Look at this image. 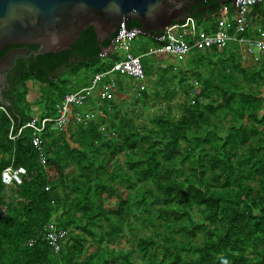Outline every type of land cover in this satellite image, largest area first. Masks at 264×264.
<instances>
[{"label":"trees","instance_id":"trees-1","mask_svg":"<svg viewBox=\"0 0 264 264\" xmlns=\"http://www.w3.org/2000/svg\"><path fill=\"white\" fill-rule=\"evenodd\" d=\"M217 1H205L210 15L221 10ZM228 14L232 30L231 7ZM249 24L241 36L256 35ZM114 35L99 42L88 26L67 51L18 58L13 86L24 95L28 81L58 92L54 73L99 61ZM19 47H4L0 58ZM173 60L142 57L145 81L130 78V103H116L115 91L91 101L94 119L48 124L40 135L43 164L31 130L9 141L10 121L0 113V178L8 165L25 169L6 189L0 179V264H264V58L253 61L229 43ZM112 62L95 65L90 78L68 74L73 84L58 99L88 87ZM11 99L5 109L15 132L33 115L25 96ZM79 110L73 114L87 112ZM49 223L66 233L58 253L44 241Z\"/></svg>","mask_w":264,"mask_h":264},{"label":"water","instance_id":"water-1","mask_svg":"<svg viewBox=\"0 0 264 264\" xmlns=\"http://www.w3.org/2000/svg\"><path fill=\"white\" fill-rule=\"evenodd\" d=\"M201 1L0 0V51L6 46H20L0 58V104L4 107L11 105L2 96V90L9 91L6 77L17 58L29 59L31 56L67 51L88 26L93 27L99 42L114 33L112 40L120 37V24H123L126 35L136 30L139 34L159 39L173 24L187 21L188 8ZM237 1L218 0L214 5L229 4L235 8ZM209 7L201 9L207 11ZM128 21H135L140 27L127 29L125 22ZM27 46H37V49L29 52ZM106 51H113L111 44L103 49L100 56Z\"/></svg>","mask_w":264,"mask_h":264},{"label":"built area","instance_id":"built-area-1","mask_svg":"<svg viewBox=\"0 0 264 264\" xmlns=\"http://www.w3.org/2000/svg\"><path fill=\"white\" fill-rule=\"evenodd\" d=\"M264 0H239L235 5V14L233 15V27L230 30L229 24L226 18H222L217 22L216 30L212 33L205 31H193L192 29L183 28L179 37L174 34L170 28L166 29L161 38L155 39L159 45L149 48L144 55H134L130 52L131 42L139 34L136 30H133L131 34L126 35L123 32V24H120L121 33L120 37H116L111 41L113 50L121 47L125 55L122 60L116 61L112 64L109 70L104 73L94 75L91 84L88 87L81 88L75 92H68L63 95L59 102L55 105L57 110V116L55 118L44 117L36 118L32 117L26 124L17 128L15 132L12 131V121L9 114L6 112L5 107L0 104V113H3L10 121V129L8 132V140L14 142L21 131L25 128L31 130V146L36 150L38 158L41 164L45 163L43 157V151L41 147V133L44 131L48 124H52L61 127L65 124L69 118L72 108H81L87 101L89 95L97 88L106 76L116 74L119 76H128L135 81L141 82L144 80V72L141 67L140 58L146 55H169L173 56L177 60L181 61L186 58L192 51H201L205 48L216 47L218 51L229 43H234L239 47L240 52L247 55H252L251 50L255 49L259 54L264 55V33L261 29H256V35L253 37L241 36L249 28L248 12L249 10ZM184 37H190V43L183 40ZM264 58V56H263ZM258 58H254L257 61ZM115 87V81L110 80L100 90L99 98L101 100H110L113 97V89ZM89 112H83L75 114L73 119L79 122L81 119H88ZM25 175V169L17 167L12 169L10 167L5 168L1 172V180L5 188L11 186L13 183H20L22 176ZM44 241L51 247L54 253H58L61 250L62 241L65 238V231L58 230L54 224L49 223L46 226Z\"/></svg>","mask_w":264,"mask_h":264},{"label":"rangeland","instance_id":"rangeland-1","mask_svg":"<svg viewBox=\"0 0 264 264\" xmlns=\"http://www.w3.org/2000/svg\"><path fill=\"white\" fill-rule=\"evenodd\" d=\"M260 8L263 10V16H264V2L261 3L260 5ZM221 16H223L222 14H218L216 16H209L207 19H204V20H198V21H195V20H187L186 23H189V24H192V23H195L196 25H198L199 29L202 30L205 25L207 26L208 24L210 23H213L215 22L218 18H220ZM192 22V23H191ZM154 42L153 40L149 39V37H146L144 35H141V34H138L136 36V38L132 41V49L133 48H137V47H141L143 48V50H147V48H151V47H154ZM122 48L121 47H118L117 49H114L113 53H112V56L115 57L119 54H122ZM252 52V55L254 58H262L264 55L263 54H259L257 50L253 49L251 50ZM186 58L182 59L181 61L177 60L175 58V60H173L174 62H183ZM104 60H99V61H96V62H93V63H76V64H73L71 67H62L60 69H58L55 73H54V77L59 79V81L57 82V86L59 87L58 88V92H54L52 94H46V88L44 85H41V84H38V83H33V89L35 90V92L38 93V99L35 103L33 104H29L30 106V109L32 108V110L36 113V114H39L41 113V110L42 108L44 107L43 109V112L44 113H47V116H49L50 118L51 117H56L57 116V110H56V107L55 105L58 103L59 99L57 96V93L59 94L63 87L67 84V82L70 81V79L67 78V75L68 74H72V72H75L76 74L78 73L79 76L81 78H89L91 77V74L92 73H95L94 69H95V65H98L99 63H102ZM90 67L89 69H87V67ZM84 70L86 72H84ZM116 75L114 74H111V76H109L110 78H113L115 77ZM108 77V78H109ZM131 77H128V76H116L115 79L117 80H120V81H125V82H130V79ZM100 85V83H98V86ZM25 88L27 89V83H25ZM24 89L23 87H21V85H19L18 87H16V91H14V94H13V98H19L21 99L22 97L24 98ZM173 101H181V99L179 98H175ZM139 108H141V104H138ZM82 110H85V108L83 107ZM151 110H154V111H157L156 107H153ZM156 114H162L161 111L159 112H156ZM95 115V114H94ZM54 117V118H55ZM146 116L144 115V118ZM89 118H92L94 119L95 116H89ZM88 118V119H89ZM98 127V126H97ZM101 126L98 127L99 130H101ZM12 168V169H16V168H13L11 165H8L6 166L5 168ZM4 168V169H5ZM3 169V170H4ZM1 179V178H0ZM1 183H2V180H1ZM3 184V183H2ZM6 189V188H5ZM120 247H128V245H125V244H121Z\"/></svg>","mask_w":264,"mask_h":264},{"label":"crops","instance_id":"crops-1","mask_svg":"<svg viewBox=\"0 0 264 264\" xmlns=\"http://www.w3.org/2000/svg\"><path fill=\"white\" fill-rule=\"evenodd\" d=\"M261 3H259V4H257V5H255V6H253L250 10H249V12H248V19H250L251 21H253V23H255V25H256V27L257 28H259V29H261L262 31H263V33H264V16H263V10L260 8V5ZM229 4H227V5H222V6H219L220 8H221V10L219 11V12H217L218 14H222L223 16H221L220 18H218V20H216V21H219L220 19H222V18H226V21H227V23H229V17H230V15L228 14V10H229V7H231L230 5L228 6ZM232 8V10H233V14L232 15H234L235 14V8L234 7H231ZM217 13H215V14H213V15H208V16H216V15H218ZM206 17L204 18V19H207L208 17H207V15H205ZM233 17V16H232ZM204 19H202V20H204ZM188 20H191V19H188ZM215 21V22H216ZM232 21H233V18H232ZM187 21H185L184 22V25H177V24H173L172 26V28H170L169 30H171L174 34H176L178 37H179V35H180V32H181V30H183V28H188V29H192L193 31H195V32H197V31H206V29L211 25V23L210 24H208L207 26L205 25V27L202 29V30H200L199 29V27H198V25H196L195 23H192V24H189V23H186ZM215 22H213V23H215ZM256 28V29H257ZM141 35H143V34H141ZM144 36H146V37H149V36H147V35H144ZM149 39H151V40H153V42L155 43L154 44V47H156L157 45H159L158 44V42L153 38H150L149 37ZM183 40H185V41H187L188 43H190V37H184V38H182ZM152 48V47H151ZM113 49V48H112ZM149 48H147V50H148ZM123 50V49H122ZM146 49L145 50H143V48H141V47H137V48H133L132 49V42H131V46H130V52L132 53V54H134V55H138V56H140V55H144L145 54V52L147 51ZM114 51V50H113ZM113 51H112V53H113ZM108 52H110V51H106V52H104L103 54V56L100 58V60H104L103 62H102V64L103 63H110L111 62V60L113 61L112 63H114V62H116V61H120V60H122L123 59V57H124V55H125V52H124V50L122 51V54H119V55H117V56H115V57H113L112 56V53L111 54H109V55H107V56H105ZM245 54V53H244ZM148 56H154V55H146V56H142V57H148ZM245 56H247V57H250V58H252L253 59V61H254V57H253V55H247V54H245ZM141 57V58H142ZM155 57V56H154ZM140 58V59H141ZM263 58V57H262ZM109 76H111V75H109ZM109 76H106L101 82H100V85L99 86H97V88L89 95V97L87 98V101H86V103L81 107V108H72V112L70 113V117L71 116H74L75 114H73V113H75V111L74 110H79V111H82V108L84 107L85 108V110H87V112H89L90 113V115L92 116H95V118H96V114H98L97 113V108H96V106H95V104H93V103H95V102H93V103H91V101H94L95 100V98H97V97H99V93H100V90H101V88L106 84V83H108L110 80H114L115 81V83H116V85H115V87H114V89H113V92L115 93V91L117 92V93H115L116 94V97H117V101H116V103L117 102H120V101H124V100H126V101H128L129 103H130V101H131V98H132V95L133 94H135V92H132L131 93V89L129 88L130 87V85L128 84V82H125V81H120V80H117V79H115V77H113V78H110ZM109 77V78H108ZM90 78V77H89ZM73 78H70V81L69 82H67L70 86L73 84ZM149 80H152V79H149ZM143 81H145V79L143 80ZM27 83V89H26V95H25V98H26V100H27V103H30V104H33V103H35L36 101H37V99H38V93L37 92H35V90L33 89V83L31 82V81H28V82H26ZM139 83V82H138ZM81 89V88H80ZM129 90V91H128ZM120 91H123V92H125V94H123V96L122 95H120ZM126 92H130L129 94H127ZM100 99V98H99ZM12 100V99H11ZM119 100V101H118ZM59 102V101H58ZM125 106H129V104H125V105H123V107L125 108ZM44 109V107L42 108V110ZM31 110H32V108H31ZM40 114V113H39ZM39 114H36L33 110H32V115H33V117H36V118H38V115ZM58 114V113H57ZM95 114V115H94Z\"/></svg>","mask_w":264,"mask_h":264},{"label":"flooded vegetation","instance_id":"flooded-vegetation-1","mask_svg":"<svg viewBox=\"0 0 264 264\" xmlns=\"http://www.w3.org/2000/svg\"><path fill=\"white\" fill-rule=\"evenodd\" d=\"M205 1H208V0H202L201 2H199V3H196V4H194V5H192V6H190L189 8H188V10L186 11V14H188L189 15V19H191V16H193V15H198V14H204V15H208L210 12H214V11H210V8H212L213 6L211 5V4H205L206 2ZM204 6H210L209 7V9L207 10V11H204V10H202L201 8L202 7H204ZM210 15V14H209ZM15 49V48H14ZM10 50H12V49H10ZM9 50V51H10ZM9 51H7V52H9ZM5 55V54H4ZM18 59V58H17ZM17 61V60H16ZM15 65H16V62L14 63V65H13V67L11 68V70H9V72H8V75H7V77H6V80H7V84H8V86H9V91H5V92H3L4 91V89L2 90V96L6 99V100H8V101H10L11 102V98H12V96H13V94H14V91H16V87L15 86H13V84L16 82V80L14 79V77H13V73L15 72L14 71V69H15ZM6 108V107H5Z\"/></svg>","mask_w":264,"mask_h":264}]
</instances>
